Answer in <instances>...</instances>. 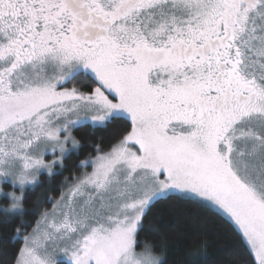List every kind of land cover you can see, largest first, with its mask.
I'll list each match as a JSON object with an SVG mask.
<instances>
[{
    "label": "snow or ice",
    "instance_id": "1",
    "mask_svg": "<svg viewBox=\"0 0 264 264\" xmlns=\"http://www.w3.org/2000/svg\"><path fill=\"white\" fill-rule=\"evenodd\" d=\"M192 213L264 264V0H0V264H169Z\"/></svg>",
    "mask_w": 264,
    "mask_h": 264
},
{
    "label": "trees",
    "instance_id": "2",
    "mask_svg": "<svg viewBox=\"0 0 264 264\" xmlns=\"http://www.w3.org/2000/svg\"><path fill=\"white\" fill-rule=\"evenodd\" d=\"M118 128L119 125L115 124L108 129H97L91 133V139L93 141L102 139L103 143L107 145L112 141L115 130ZM89 132L90 130L87 129L82 130L81 135H89ZM91 150V147L85 144L80 156L67 162L69 170L64 171L63 175H57L52 178V186L59 184L63 176L68 175L69 171L73 170L72 165L77 163L79 159H83ZM41 180L45 181L44 187L37 188L35 192L28 193L27 207L29 208L34 207L35 202L48 188V178L42 176ZM192 215L194 218L191 220L185 218L178 219L174 215L167 214L160 218V224L169 233V238L166 241L169 264H178L182 259L183 251L187 250L190 246H198L202 242H206L208 245L204 249L206 251L204 264H228L229 261L235 260L236 257L233 254L236 251L238 241L231 229L216 216L203 213H192ZM143 238L144 234H141V239Z\"/></svg>",
    "mask_w": 264,
    "mask_h": 264
},
{
    "label": "rangeland",
    "instance_id": "3",
    "mask_svg": "<svg viewBox=\"0 0 264 264\" xmlns=\"http://www.w3.org/2000/svg\"><path fill=\"white\" fill-rule=\"evenodd\" d=\"M90 170V169H89Z\"/></svg>",
    "mask_w": 264,
    "mask_h": 264
}]
</instances>
